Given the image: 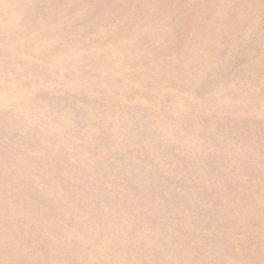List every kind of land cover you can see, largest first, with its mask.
<instances>
[{
	"label": "rangeland",
	"instance_id": "rangeland-1",
	"mask_svg": "<svg viewBox=\"0 0 264 264\" xmlns=\"http://www.w3.org/2000/svg\"><path fill=\"white\" fill-rule=\"evenodd\" d=\"M0 264H264V0H0Z\"/></svg>",
	"mask_w": 264,
	"mask_h": 264
}]
</instances>
